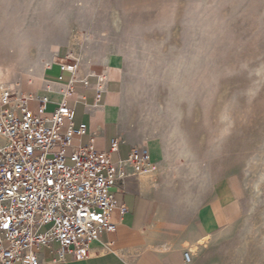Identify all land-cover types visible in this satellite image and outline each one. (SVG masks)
<instances>
[{
	"label": "rangeland",
	"instance_id": "1",
	"mask_svg": "<svg viewBox=\"0 0 264 264\" xmlns=\"http://www.w3.org/2000/svg\"><path fill=\"white\" fill-rule=\"evenodd\" d=\"M51 57L89 75L104 95L103 84L115 89L124 139L160 149L175 130L186 141L200 171L193 184L182 189L152 162L132 178L163 218L179 221L183 246L191 206L226 180L240 193L239 216L193 264H264V0H0L4 86L37 90L26 67ZM154 232L157 240L173 233Z\"/></svg>",
	"mask_w": 264,
	"mask_h": 264
},
{
	"label": "built area",
	"instance_id": "2",
	"mask_svg": "<svg viewBox=\"0 0 264 264\" xmlns=\"http://www.w3.org/2000/svg\"><path fill=\"white\" fill-rule=\"evenodd\" d=\"M47 103L16 89L0 94V264H41L39 251L54 245L58 261L87 259L90 245L116 229L110 218L120 188L152 166L146 147L112 162L118 139L105 152L75 145L86 130L74 126L73 109L62 102L44 116ZM182 258L192 264L194 254L186 249Z\"/></svg>",
	"mask_w": 264,
	"mask_h": 264
},
{
	"label": "crops",
	"instance_id": "3",
	"mask_svg": "<svg viewBox=\"0 0 264 264\" xmlns=\"http://www.w3.org/2000/svg\"><path fill=\"white\" fill-rule=\"evenodd\" d=\"M50 65L51 68L46 67L41 74V80L37 81V90L27 93L20 85H16V91L23 96L46 98L48 103L41 113L44 116L49 115L56 104L64 102L74 111L75 127L81 126L86 130L84 136L74 138L75 145L90 143L95 150L105 152L110 148V141L118 139V153H113L111 158L117 156L118 160H126L130 150L137 146L134 141L124 139L119 112L116 110L117 99L113 93L115 89L112 91L109 85L103 84L105 95L99 98L97 86L94 80L88 78L89 75H81L76 67L75 71L66 67L67 71H61V62ZM54 70L57 71L55 79H48L47 75ZM36 107V104L28 102L30 110ZM141 147L148 149L152 163H161V152L156 144ZM133 185L135 182L131 178L116 194L117 208L112 210L110 218L116 229L113 233L103 234L100 242L90 245L87 259L75 260L67 254L63 261H58L55 252L57 245H54L52 251L45 248L39 251L41 264H184L182 253L190 249L189 244H195L200 238H212L224 231L240 214V193L226 180L215 191H211L199 207L197 204L194 208L191 206L190 214L193 216L194 226L192 238L184 244L187 248L181 243L180 235L176 234L180 229L179 221L177 223L171 218H163L156 197L144 191L139 192ZM191 197L184 204L190 203ZM122 205L127 208L125 214H120L118 210ZM156 230L173 233L157 240L154 232ZM106 244L110 246L107 247Z\"/></svg>",
	"mask_w": 264,
	"mask_h": 264
},
{
	"label": "bare ground",
	"instance_id": "4",
	"mask_svg": "<svg viewBox=\"0 0 264 264\" xmlns=\"http://www.w3.org/2000/svg\"><path fill=\"white\" fill-rule=\"evenodd\" d=\"M54 62H61L63 64V66L66 67L67 69H70L71 71H75V68H73L72 66H69L66 61H64L58 57H51L49 60L36 63V65L33 67L27 66L25 74L31 80V82L33 80H35L37 82V81L41 80V74H42L43 70L46 67H49V65L54 63ZM49 68H51V67H49ZM54 69H56V68H54ZM51 70H53V69H51ZM45 72H47V71H45ZM63 74H64V72H63ZM76 74H78V72H76ZM2 76H3V72L0 69V94L1 95L6 94L7 90H15L11 87L4 86L3 81H1ZM44 78H45V76H44ZM28 84H31V83H28ZM63 89H64V87H63ZM55 90H56V88H55ZM58 91H59V89H58ZM98 92H99V97L104 96V91L102 89L98 88ZM85 94H87V93H85ZM160 152H161V159H162L161 165L167 166V170L165 172V178L166 179H169V177L173 173V175L176 174L174 177L176 178V180L179 183V186H181L182 189L186 188L189 184H193V181L196 179V176L200 171H199V168L197 167L195 161H193V159H192V154H191V151L189 150V147L186 144V141L182 137L178 138L175 130H171L168 133H166L165 140L163 142H161V144H160ZM151 172H152L151 170L143 171L141 176H140L141 182H146L147 179H150ZM205 179H206V177L204 175V176H202L200 181L205 182ZM170 182H171L170 180L165 181L164 185L166 188H170ZM175 192H177V191H175ZM178 201H180L183 204L185 202L184 199H178ZM209 241H210V237L200 238L197 242H195V244H193L191 246V248H190L191 252L193 254H195L198 251L199 247H204V245L207 244Z\"/></svg>",
	"mask_w": 264,
	"mask_h": 264
}]
</instances>
